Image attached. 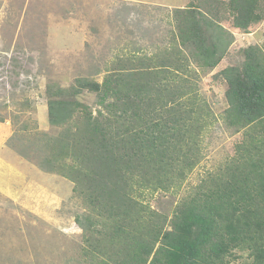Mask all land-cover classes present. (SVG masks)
<instances>
[{"label":"trees","instance_id":"obj_1","mask_svg":"<svg viewBox=\"0 0 264 264\" xmlns=\"http://www.w3.org/2000/svg\"><path fill=\"white\" fill-rule=\"evenodd\" d=\"M264 21V0H198L169 13L167 46L135 50L102 82L80 77L48 87L41 167L74 184L87 209L76 222L93 264H264V41L219 72L222 120L241 134L234 155L166 214L156 195L176 197L204 159L217 121L197 81L225 58L233 30ZM225 22L230 27L225 26ZM96 96V109L80 97Z\"/></svg>","mask_w":264,"mask_h":264},{"label":"rangeland","instance_id":"obj_2","mask_svg":"<svg viewBox=\"0 0 264 264\" xmlns=\"http://www.w3.org/2000/svg\"><path fill=\"white\" fill-rule=\"evenodd\" d=\"M198 0H0V264H93L76 219L87 213L68 179L41 167L48 121V87H69L106 71L140 50L149 55L170 40L169 13ZM226 27H230L225 22ZM223 61L197 81L217 121L205 156L179 195L159 194L153 206L170 213L208 173L234 155L241 134L222 120L227 84L219 72L262 45L264 21L251 33L233 30ZM80 100L96 109V96ZM247 255L233 264H246Z\"/></svg>","mask_w":264,"mask_h":264}]
</instances>
